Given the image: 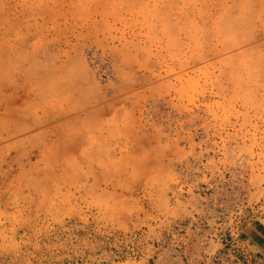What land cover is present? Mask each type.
Here are the masks:
<instances>
[{"label":"rangeland","instance_id":"374dc122","mask_svg":"<svg viewBox=\"0 0 264 264\" xmlns=\"http://www.w3.org/2000/svg\"><path fill=\"white\" fill-rule=\"evenodd\" d=\"M204 153L264 222V0H0V264H152Z\"/></svg>","mask_w":264,"mask_h":264},{"label":"built area","instance_id":"2783aa9c","mask_svg":"<svg viewBox=\"0 0 264 264\" xmlns=\"http://www.w3.org/2000/svg\"><path fill=\"white\" fill-rule=\"evenodd\" d=\"M209 158L205 153L188 156L175 166L177 185L183 189L176 195L188 203L190 213L165 226L152 264H250L240 242L248 223L242 214L244 204L249 206L248 180L230 166L223 170L224 165L211 175ZM255 202L250 205L255 207Z\"/></svg>","mask_w":264,"mask_h":264},{"label":"crops","instance_id":"0c3cea01","mask_svg":"<svg viewBox=\"0 0 264 264\" xmlns=\"http://www.w3.org/2000/svg\"><path fill=\"white\" fill-rule=\"evenodd\" d=\"M245 260L250 264H264V222L254 220L245 223L240 235Z\"/></svg>","mask_w":264,"mask_h":264},{"label":"bare ground","instance_id":"6f19581e","mask_svg":"<svg viewBox=\"0 0 264 264\" xmlns=\"http://www.w3.org/2000/svg\"><path fill=\"white\" fill-rule=\"evenodd\" d=\"M8 94H9V93H8ZM6 96H7V95H6ZM29 96H30V95H29ZM4 105L7 106V103L4 104ZM15 107H16V105H15ZM10 109H11V108H10ZM14 110H15V109H14ZM16 110H17V109H16ZM16 110H15V111H16ZM26 110H27V109H26ZM26 112H27V111H26ZM28 112H29V111H28ZM57 113H58V112H57ZM59 113H60V112H59ZM29 114H30V113H29ZM61 114H62V113H61ZM61 114H60V116H61ZM54 115H55V113H54ZM27 116H28V115H27ZM47 116H48V115H47ZM50 116H51V115H50ZM53 117H55V116H53ZM27 118H28V117H27ZM50 118H51V117H50ZM25 119H26V118H25ZM30 120H31V119H30ZM30 120H29V121H30ZM49 120H51V119H49ZM27 121H28V120H27ZM42 121H43V120H42ZM42 121H41L40 123H43ZM44 122H45V121H44ZM32 123H33V122H32ZM36 123H38V122H36ZM30 124H31V123H29V126H30V128H32ZM34 125H35V124H34ZM34 125L32 124V126H34ZM16 126H17V125H16ZM11 128H13V126H12ZM27 128H28V123H27V125H25V126L23 125V127L19 128V129L22 130V131H20V132H23V130H25V129H27ZM25 131H26V130H25ZM13 132H14V131H13ZM15 132H16V130H15ZM6 135H7V134H6ZM8 135H9V134H8ZM9 136H10V135H9ZM9 136H8V137H9ZM8 137H7V138H8ZM28 139H29V138H28Z\"/></svg>","mask_w":264,"mask_h":264}]
</instances>
